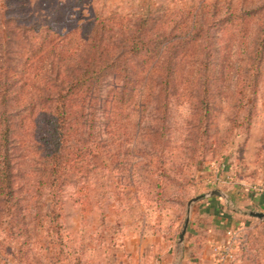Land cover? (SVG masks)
I'll list each match as a JSON object with an SVG mask.
<instances>
[{
  "label": "rangeland",
  "instance_id": "1",
  "mask_svg": "<svg viewBox=\"0 0 264 264\" xmlns=\"http://www.w3.org/2000/svg\"><path fill=\"white\" fill-rule=\"evenodd\" d=\"M202 1L0 0V67L21 70L25 50L40 47L46 21L64 16L58 28L73 30L80 16L102 22L118 17L122 26L106 21L111 32L101 31L106 37L115 34L118 39L112 44H117L118 25L132 30L145 16L168 25L173 15H185ZM206 1L210 16L215 8L221 10L216 19L209 16L210 21H202L216 24L208 33L212 71L206 116L196 110L205 81L185 80L178 86L181 94L170 99L155 94L114 100L126 109L112 110L106 103L98 125L93 130L78 128L74 135L89 139V156L75 163L73 144L64 156L72 162L70 167L52 185L44 176L47 162L37 127L42 117L40 98L49 91L34 79L29 93L19 92V101L10 106L18 214L6 219L0 213V264L218 263L209 239L212 227H228L225 221L231 216L233 199L216 178L254 180L264 174V11L259 20L250 18L243 28L231 29L225 36L216 30L228 12L244 6L256 10L264 0ZM260 41L263 62L258 67ZM179 64L186 70L192 62ZM112 85L114 78H107L104 94ZM31 101L34 107L28 105ZM212 190L228 195L227 200H215L224 222L201 211L202 218L197 216L212 197L202 199L199 206L194 204L191 232L179 244L189 201ZM254 248L236 264H264V246L259 243Z\"/></svg>",
  "mask_w": 264,
  "mask_h": 264
},
{
  "label": "trees",
  "instance_id": "2",
  "mask_svg": "<svg viewBox=\"0 0 264 264\" xmlns=\"http://www.w3.org/2000/svg\"><path fill=\"white\" fill-rule=\"evenodd\" d=\"M206 2L203 0L201 4L192 6L185 15H173L174 19H169L168 25L166 22L157 23L161 20L151 19L149 16L141 17L132 30L122 29L118 17L102 22L98 18L80 16L77 20L79 24L76 22L73 30L58 28L62 20L66 19L64 16L52 22L46 21L43 24L44 39L40 47L25 50L27 57L21 70L0 67L1 215L7 219L18 214L11 158L13 111H10V106L19 101L20 91L29 93L34 79L49 91L40 98L42 117L40 115V124L37 127L38 140L46 155L44 176L52 181V185L59 179L61 171L70 167L72 162L65 160L64 156L67 151L69 155L73 144H76L73 150L77 159L75 163H82L89 156L90 153L86 151L89 139L74 135L78 128L81 131L93 130L98 125L99 116L105 111L106 103H110L112 110L126 109L125 106H119L117 101L113 104L114 100L127 96V101H130L136 96L143 99L144 96L149 98L155 94L170 99L181 94L178 86L185 80L205 81L201 84L202 89L199 92L203 96L199 95L201 99L196 110L207 115L212 71V43L210 44L211 37L208 33L216 24H204L202 21H210V17L216 19L221 10L215 8L210 16L209 4ZM243 3L248 4L246 0ZM263 11L264 4L256 10H249L247 6L240 10L234 9L224 15L223 20H220L223 23L218 24L216 31L225 36L231 29L243 28L250 18L259 20ZM106 21L115 26L121 25H118L121 40L117 44H112L115 34L113 38L102 35L103 30L111 32L106 29ZM89 26L92 28L87 34ZM262 35L264 37V28ZM262 46L263 41H260L255 56V65L258 67L263 62ZM217 51L216 48L214 52ZM188 59L192 62L191 67L184 70L179 63ZM109 77L114 78V85L104 94L105 82ZM108 98L112 100L109 102ZM28 105L35 106L32 101ZM143 108V104H140L139 109ZM130 112L136 111L132 109ZM115 126L117 127V123ZM202 129L206 132L208 124L205 123ZM229 196L231 199V195ZM216 199L212 197L206 201L215 203ZM203 201L198 202V206ZM215 208L213 207V215L216 217L220 212ZM196 214L199 218L203 216L200 211ZM191 225L193 226V222ZM263 232L264 220L246 233L245 240L237 248L238 252L230 264L243 260L248 250L255 249L254 246L259 243L264 246Z\"/></svg>",
  "mask_w": 264,
  "mask_h": 264
},
{
  "label": "crops",
  "instance_id": "3",
  "mask_svg": "<svg viewBox=\"0 0 264 264\" xmlns=\"http://www.w3.org/2000/svg\"><path fill=\"white\" fill-rule=\"evenodd\" d=\"M217 179H221L219 183L224 184L228 187V190L231 193V199H233V201H230L231 205L233 206V209L230 212L231 216L227 217L228 219L225 221L228 226L226 228L227 230L231 228H243L245 230V233H248L251 228H255L257 225H259L260 221L264 220L258 219L251 215L252 212H259L264 214V192L258 193L255 191V187L264 180V174L260 175L254 180L249 178L246 180L242 179L237 181L235 179L227 177L228 181H226V178H224L225 181L223 182L222 177L216 178V180ZM216 198H219L220 200L223 199L220 197ZM206 203L207 204L205 206H201L198 211L213 215V207H218V203H211L208 201ZM223 220V217L221 218L219 215V222L221 221L222 223L224 222ZM226 229H222L218 226L212 227V234L209 239L211 250H213V248L215 247H221L226 244ZM208 260H212V257H209ZM208 264H212L211 261Z\"/></svg>",
  "mask_w": 264,
  "mask_h": 264
},
{
  "label": "built area",
  "instance_id": "4",
  "mask_svg": "<svg viewBox=\"0 0 264 264\" xmlns=\"http://www.w3.org/2000/svg\"><path fill=\"white\" fill-rule=\"evenodd\" d=\"M258 193L264 192V180L255 187ZM227 242L224 246L213 248L217 264H229L235 257V251L245 240L246 233L243 228H231L226 232Z\"/></svg>",
  "mask_w": 264,
  "mask_h": 264
},
{
  "label": "water",
  "instance_id": "5",
  "mask_svg": "<svg viewBox=\"0 0 264 264\" xmlns=\"http://www.w3.org/2000/svg\"><path fill=\"white\" fill-rule=\"evenodd\" d=\"M214 196L223 198L225 200L228 197L227 194H225L224 192H222L220 190H212V191L209 192V194H205V195L196 197V198L192 199L191 201H189V203L187 205V212H186V216H185V221H184L182 230H181L180 235H179V240H178L179 244H181L183 242L185 234L188 231V227H189L190 219H191V216H192V211H193L194 204L196 202L202 200V199H207V198L214 197ZM251 215L253 217L258 218V219H264V214L263 213L252 212Z\"/></svg>",
  "mask_w": 264,
  "mask_h": 264
}]
</instances>
